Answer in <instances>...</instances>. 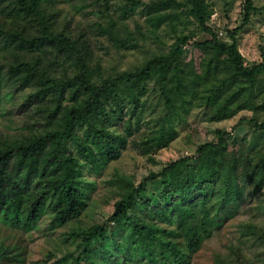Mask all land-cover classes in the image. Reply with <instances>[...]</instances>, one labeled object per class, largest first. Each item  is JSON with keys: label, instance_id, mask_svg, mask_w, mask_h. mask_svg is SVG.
<instances>
[{"label": "trees", "instance_id": "obj_1", "mask_svg": "<svg viewBox=\"0 0 264 264\" xmlns=\"http://www.w3.org/2000/svg\"><path fill=\"white\" fill-rule=\"evenodd\" d=\"M58 1L0 0L6 18L0 25V102L3 93L13 95L15 85H38L35 96L51 124L0 148V226L27 232L44 216L52 228L79 218L97 189L95 173L118 158L143 126L150 134L135 143L149 154L177 137L174 116L194 103L209 107L215 121L256 108L258 76L264 73V61L245 64L236 40H219L204 0H125L120 21L98 23L119 49L136 47L120 28L140 6L158 29L183 4L211 38L194 44L202 52L199 68L187 60L184 38L134 69L104 74L88 40L59 25ZM252 8L247 0L246 21ZM8 54L15 61L6 78L1 58ZM155 92L162 112L148 118ZM260 127L264 131V122ZM229 136L222 131L195 155L150 170L137 186L122 179L129 184L114 203L115 229L109 234L106 224H96L70 232L81 247L71 264H192L204 241L234 216L231 208L264 193V141L257 149L247 136ZM256 228L247 226L264 241ZM25 260V250L0 240V264ZM67 263L62 257L51 264Z\"/></svg>", "mask_w": 264, "mask_h": 264}, {"label": "rangeland", "instance_id": "obj_2", "mask_svg": "<svg viewBox=\"0 0 264 264\" xmlns=\"http://www.w3.org/2000/svg\"><path fill=\"white\" fill-rule=\"evenodd\" d=\"M124 1L59 0L55 10L59 12L60 26H67V30L74 36L88 40L94 61L101 63L100 68L104 74L134 69L156 55L167 54L176 42L184 38H187L183 44L187 60L193 58L197 67H200L202 52L194 44L211 38V34L201 27L189 8L183 4L171 9L169 12L173 15L158 29L146 21L143 7H138L125 21L127 26L120 28L121 36L133 42L136 47L119 49L98 27V23L108 18L120 21L119 6ZM204 2L210 14L208 24L220 41L231 44L236 40L247 65L264 61V0H251L253 8L248 21L245 20L247 0ZM5 19L0 12V25ZM138 23L141 24L140 28ZM1 59L3 73L7 74V78L10 64L15 61V57L8 54ZM258 86L260 95L256 108L240 110L228 119L211 120L209 107L201 105V102L194 103L187 111H180V115L173 119L178 131L177 137L167 145L153 149L149 154H142L138 149L141 135L147 137L150 134L146 133L143 126L140 132H135L130 137L132 139L118 158L110 161L101 174L95 173L97 189L90 193L88 206L79 218L65 226L52 228L51 218L44 216L39 221V227L29 232L0 226V240L25 250L26 260L22 264H51L62 257H68L67 264H71L74 257L81 252V247H77L79 240L69 237L70 232L81 231L96 224H106L109 234L115 229L116 224L110 218L114 203L120 198L123 187L129 184L122 179L126 178L131 185L137 186L150 170L158 171L171 160L195 155L199 145L218 139L222 131L228 132L229 137L247 136L252 147L260 148L264 141V131L260 127L264 122V73L258 76ZM39 88L35 84L25 88L15 85L11 87L12 96L2 94L0 148L13 140L51 126L46 112L35 96ZM148 104L151 107L148 118H154L162 112V103L159 102L156 92L149 97ZM152 186L158 189L159 182ZM262 206L264 193L249 196L239 206L231 208L234 216L227 218L204 241L201 249L194 255L192 264H264V241L261 237L251 235L247 229L248 225H254L257 226L258 236L264 233ZM49 253L53 255L49 256Z\"/></svg>", "mask_w": 264, "mask_h": 264}]
</instances>
